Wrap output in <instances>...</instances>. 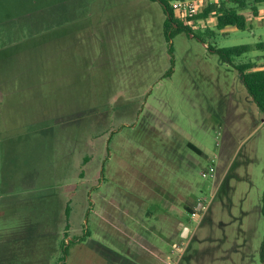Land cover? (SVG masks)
I'll return each instance as SVG.
<instances>
[{
    "label": "rangeland",
    "instance_id": "obj_1",
    "mask_svg": "<svg viewBox=\"0 0 264 264\" xmlns=\"http://www.w3.org/2000/svg\"><path fill=\"white\" fill-rule=\"evenodd\" d=\"M64 20L94 28L76 44L88 69L39 37ZM164 23L152 0H0V264L57 261L66 207V245L91 236L65 264H264V115L208 49L264 56V18L170 40ZM36 190L38 206L7 211Z\"/></svg>",
    "mask_w": 264,
    "mask_h": 264
},
{
    "label": "trees",
    "instance_id": "obj_2",
    "mask_svg": "<svg viewBox=\"0 0 264 264\" xmlns=\"http://www.w3.org/2000/svg\"><path fill=\"white\" fill-rule=\"evenodd\" d=\"M152 1L158 2L164 11L165 14L164 32L168 40L173 38L175 34L182 32H186L187 34L196 37L194 32L202 31V30L205 34L212 36L214 34L213 28L200 26L198 24V21L200 20L206 22V21H210L211 19H215L216 21L215 29L220 31L229 27L236 28L238 30H245L246 27L249 25V23H248V18L244 14H242V11L249 9L252 15L257 17L259 15V5H261V3H264V0H217V1L208 0L207 3L203 7H201L198 14H196L193 18L180 19L179 17L175 16V13L171 8V2L177 0H152ZM189 22H191V24H189ZM201 41L204 40L201 39ZM262 47H263V43H258L256 45V48H262ZM208 49L211 52L218 54L220 56V59L224 63L231 65L239 72V77L245 89L247 90V93L252 98V101L255 103L258 110L264 115V62L262 64H259L261 58H256L255 60L252 59L247 62H236V59L243 57L245 54L251 51L252 49L251 46L239 45V46L226 47V48H215L212 46H208ZM169 51L172 54L173 52L172 47H170ZM171 72L172 69L168 71L167 75L169 76ZM190 147L195 152L200 154V152L195 147L191 145ZM42 193H47V191L36 190L35 192L26 193L25 195L34 196L42 199L43 196L45 197V195ZM25 195H21V197ZM59 196L60 195H58V192L52 195V197L54 198H58ZM17 198H19V196ZM48 201H50V196L48 198ZM56 205L57 203L54 202L52 204V208L56 207ZM58 205L62 207L61 204ZM59 211H57V217L60 215ZM71 213L72 210L69 207H66L64 210V218H63L65 220V227L63 231L64 239L63 242L61 243L60 258L57 261H54V263L53 261L49 262L48 259L46 260L42 259L43 264H65V259L68 255L69 249L75 243V241L78 240L80 242H83L86 241V239L91 236L89 233H87L84 230L85 232L82 237L74 238L72 241L68 243V245H66V239L70 236L69 231L71 227L70 225ZM262 213L264 215V204L262 206ZM41 223L44 224L45 222L42 221ZM46 251L48 252L47 246H46ZM260 255H261V260L264 261V241L261 246ZM13 264H17V263H13ZM21 264H35V262H33V259H29L23 261Z\"/></svg>",
    "mask_w": 264,
    "mask_h": 264
},
{
    "label": "crops",
    "instance_id": "obj_3",
    "mask_svg": "<svg viewBox=\"0 0 264 264\" xmlns=\"http://www.w3.org/2000/svg\"><path fill=\"white\" fill-rule=\"evenodd\" d=\"M151 1V0H150ZM215 1V0H214ZM217 1V0H216ZM154 2V1H153ZM262 7H264V3H261V5H259V15L257 17L252 16L249 17V9L245 10V11H242V14H244L247 18H248V23H252L254 22V20H261L264 18V15L262 16V12H264L262 10ZM60 14H61V11H60ZM44 24L41 25V30L42 32L39 31V37H43L44 34H51V33H56V38L53 39L56 41V44H57V52L58 54L61 55L60 59L61 60H68L70 61V65L71 67L73 68V70L75 68H78L77 66V62L81 60L84 62V65L86 66V68L88 69V67L90 66V59L87 57V58H79L77 55H76V44H77V41H78V36L81 35L82 33H84V31L86 29H94L92 28V24H77V26H73L71 28H69L67 26V24H69V22L65 21H58V22H55L54 24H49L48 22L44 21L43 22ZM40 27V26H39ZM230 28V27H229ZM67 29H71L69 32L67 31H64V30H67ZM74 29V30H72ZM227 29V28H226ZM84 30V31H83ZM225 29L222 30V32L224 31ZM100 35H103L105 37H107L108 33H105V32H101L99 33ZM106 39V38H105ZM70 42L69 44L67 42ZM256 58H261L259 64H262L264 62V56H256ZM47 62V60H46ZM74 75V74H73ZM0 81L3 82L5 81L4 79H1L0 78ZM0 89L3 91L4 89H7V87L5 86V82L4 83H0ZM39 99H41V96L39 97ZM36 108V107H35ZM40 107H37L36 108V116L37 117H31L32 119H37L38 117L40 118H43V119H46L47 116H42L40 112V109H38ZM30 118V120H31ZM23 120H24V116H23ZM25 121V120H24ZM27 122V121H26ZM29 122V121H28ZM22 120L20 119V117H18L16 120H15V124H17V126H20L22 124ZM6 186H10L12 184H5ZM26 194V193H25ZM25 194H22V195H25ZM19 198H15V199H12L11 201L8 199L4 204H6V206L8 207V210L7 211H13L15 209H18V208H25V207H29V206H38L37 202L39 201H42V199L38 198V197H34V196H23L21 197V195H18ZM4 205H1L0 204V215H2V212H1V209H3Z\"/></svg>",
    "mask_w": 264,
    "mask_h": 264
},
{
    "label": "built area",
    "instance_id": "obj_4",
    "mask_svg": "<svg viewBox=\"0 0 264 264\" xmlns=\"http://www.w3.org/2000/svg\"><path fill=\"white\" fill-rule=\"evenodd\" d=\"M208 0H177L171 2V8L175 13V16L180 19L193 18L200 11L201 7H203ZM191 24V22H189ZM198 24L202 27H205L209 24V21H198ZM210 172L213 173L214 169L211 168ZM212 175V174H211ZM203 177H208V173L203 172Z\"/></svg>",
    "mask_w": 264,
    "mask_h": 264
},
{
    "label": "water",
    "instance_id": "obj_5",
    "mask_svg": "<svg viewBox=\"0 0 264 264\" xmlns=\"http://www.w3.org/2000/svg\"><path fill=\"white\" fill-rule=\"evenodd\" d=\"M187 229H188V228H185V230H184V232H183L184 235H185V233L187 232Z\"/></svg>",
    "mask_w": 264,
    "mask_h": 264
}]
</instances>
